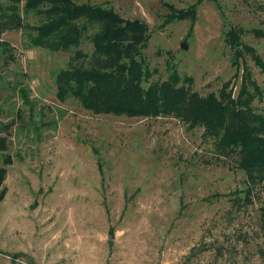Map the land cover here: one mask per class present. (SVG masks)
I'll use <instances>...</instances> for the list:
<instances>
[{
  "label": "rangeland",
  "instance_id": "1",
  "mask_svg": "<svg viewBox=\"0 0 264 264\" xmlns=\"http://www.w3.org/2000/svg\"><path fill=\"white\" fill-rule=\"evenodd\" d=\"M73 1L147 24L141 54L156 70L152 80L166 79L172 64L202 95L228 79L236 95L244 61L264 88V72L248 52L235 76L224 40L229 28L241 29L242 43L264 61V0H202L192 23L166 22V14L197 0ZM24 3H15L23 28L0 32L7 42L0 45L1 120L14 121L0 151V164L4 153L12 155L0 187V264H264V191L255 189L250 203L233 201L244 197L246 173L218 154L202 126L173 116L97 114L73 97L60 101L56 76L74 49L33 44L27 33L36 34L44 18L26 13ZM80 48L91 51L87 38ZM56 106L65 113L53 124Z\"/></svg>",
  "mask_w": 264,
  "mask_h": 264
},
{
  "label": "trees",
  "instance_id": "2",
  "mask_svg": "<svg viewBox=\"0 0 264 264\" xmlns=\"http://www.w3.org/2000/svg\"><path fill=\"white\" fill-rule=\"evenodd\" d=\"M0 1V32L6 28H23L19 15V0ZM197 0L187 9L170 12L166 22L174 19L196 17ZM6 2V1H4ZM27 13L34 10L44 20L36 27V34L28 32L33 44L52 51L74 49L67 68L56 76V97L65 101L76 99L93 113L157 117L173 116L190 127L202 126V136L212 139L218 154L232 157L236 166L246 173L245 185L240 190L244 197L234 196L235 203H250L255 189L264 191V105L259 110L254 100L264 103V88L252 78L251 70L243 61L240 88L235 95L229 88L230 79L223 82L218 92L200 94L193 88V77L180 75L172 64L164 80H152L156 70L150 69L141 50L151 34L147 24L140 20L122 18L110 7L73 0H25ZM164 21V22H165ZM255 34L263 35L258 29ZM191 31V29H190ZM189 31V32H190ZM188 32V33H189ZM242 30L231 27L225 32V43L233 49L231 64L248 52L264 72V61L255 50L242 43ZM84 38L91 43V51L80 48ZM7 42L0 40L1 44ZM147 82V86H143ZM51 123L64 115V110L54 107ZM0 109V151L7 150V134L14 121L3 122ZM12 155L4 153L0 164V187ZM264 229V214L262 213Z\"/></svg>",
  "mask_w": 264,
  "mask_h": 264
},
{
  "label": "water",
  "instance_id": "3",
  "mask_svg": "<svg viewBox=\"0 0 264 264\" xmlns=\"http://www.w3.org/2000/svg\"><path fill=\"white\" fill-rule=\"evenodd\" d=\"M181 46H182L183 48H186V47H187V45H186L185 42H182V43H181ZM108 238H113V232H112V230L109 231V233H108Z\"/></svg>",
  "mask_w": 264,
  "mask_h": 264
}]
</instances>
